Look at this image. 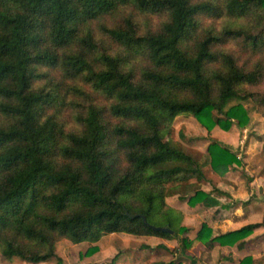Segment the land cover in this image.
Segmentation results:
<instances>
[{
    "label": "trees",
    "instance_id": "obj_1",
    "mask_svg": "<svg viewBox=\"0 0 264 264\" xmlns=\"http://www.w3.org/2000/svg\"><path fill=\"white\" fill-rule=\"evenodd\" d=\"M134 12L164 18L140 32ZM107 17L100 38L89 24ZM205 18L231 21L205 26ZM231 40L257 57L239 63ZM263 52L264 0H0V254L60 264L57 239L94 242L111 232L190 246L179 235L182 213L165 196L215 208L216 190L180 193L181 181L201 177L200 163L164 136L178 114L206 131L245 126L241 100L262 75ZM138 53L143 63L134 66ZM64 104L75 127H63ZM256 110L264 118V107ZM205 159L218 174L239 164L214 139ZM259 224L212 235L202 221L194 240L241 247Z\"/></svg>",
    "mask_w": 264,
    "mask_h": 264
},
{
    "label": "rangeland",
    "instance_id": "obj_2",
    "mask_svg": "<svg viewBox=\"0 0 264 264\" xmlns=\"http://www.w3.org/2000/svg\"><path fill=\"white\" fill-rule=\"evenodd\" d=\"M163 18L164 15L158 13L134 12L133 15L140 32L156 28ZM223 20L231 21L228 18H205L202 19V24L207 26L212 22L214 26H217L223 23ZM104 22L111 23L107 17L94 19L89 24L94 34L100 38L99 24ZM227 47L236 55L239 63L247 62L248 65L257 57V55L245 51L235 40H231ZM261 60L264 64V52L261 54ZM141 63H143V57L138 53L135 55L132 65L138 66ZM246 89L252 95L241 100L249 113V121L245 126L232 123L227 129H222L218 125H214L209 131H206L191 115L178 114L173 118L169 132L164 136L169 144H177L200 163L201 177L196 179L194 176H190L181 181V185L184 183L185 186H180V193L186 194L193 188L211 192L216 190V193H212L218 200L215 208L214 206L207 208L202 203L190 205L185 198L178 197L176 193L165 197L167 203L182 212L181 224L186 227V231L179 235H185L191 241L193 240L190 246L183 250L180 249L178 239L174 237L152 236L154 237L152 242L146 243L139 239L147 236L125 232L106 233L95 242L73 243L67 238L61 237L55 241L54 245V252L60 258L59 263L153 264L154 262L176 259L182 264H240L239 260L243 256L250 255V264H264V154L260 152L264 139V118L256 110L257 107H264V104L256 106L257 99L264 97V67L259 80L256 83L247 84ZM234 101L235 99L230 102ZM99 102L105 103L106 101L99 99ZM71 111L68 104H64L61 109L60 118L66 129L75 127ZM211 139L233 150L238 156L239 164L228 168L223 174L213 171L205 159V146ZM234 206H237L236 209ZM220 216H224L225 219H220ZM202 221L210 226L212 235L220 233L222 229H228L232 225L235 226L231 228H237L239 226L236 224L239 223L259 221L261 224L244 237L241 247H236L235 244H219L212 249H206L202 241L194 240L195 233ZM195 242L197 243L194 245ZM90 244H95V249L91 253L85 254V249ZM54 262H56L54 256L32 263L19 257H6L0 254V264H53Z\"/></svg>",
    "mask_w": 264,
    "mask_h": 264
},
{
    "label": "crops",
    "instance_id": "obj_3",
    "mask_svg": "<svg viewBox=\"0 0 264 264\" xmlns=\"http://www.w3.org/2000/svg\"><path fill=\"white\" fill-rule=\"evenodd\" d=\"M176 117V116H175ZM166 197V196H165ZM165 201H166V199H165ZM167 202V201H166ZM169 204V203H168ZM170 205V204H169ZM170 206H172V205H170ZM232 206H233V204H232ZM172 207H174V206H172ZM235 207V209H236V207L237 206H234ZM174 208H176V207H174ZM176 209H178V208H176ZM179 210V209H178ZM182 213V212H181ZM183 216V215H182ZM220 219H225V217L224 216H220ZM227 219V218H226ZM219 220V219H218ZM215 222V221H214ZM249 222H252V221H249ZM244 223H247V222H244ZM243 223H239V224H236V225H238V226H240V225H242ZM232 226H235V225H232ZM232 226H230V228H228V229H222V231H220V232H223V231H225V230H229V229H233V228H231ZM122 233V232H121ZM219 233V232H218ZM214 234H217V233H213V235ZM102 236V235H101ZM100 236V237H101ZM144 236H147V237H144V238H140L139 240H144L146 243H149V242H152V239L154 238V237H152V236H154V235H144ZM99 237V238H100ZM158 237V236H157ZM99 238L97 239V240H99ZM96 240V241H97ZM95 242V241H94ZM197 242H195L194 243V245L196 244ZM151 244V243H150ZM154 244V243H153ZM215 246H219V244H217V243H215V244H213L212 245V247H210V248H206V249H212V248H214ZM133 256H134V253H133ZM132 256V259L134 258ZM132 259H130V260H132ZM168 260H170V259H168ZM168 260H166V261H160V262H154L153 264H165ZM176 260V259H175ZM180 262V261H179ZM180 264H182L181 262H180ZM185 264V263H184ZM198 264H201V263H198Z\"/></svg>",
    "mask_w": 264,
    "mask_h": 264
},
{
    "label": "water",
    "instance_id": "obj_4",
    "mask_svg": "<svg viewBox=\"0 0 264 264\" xmlns=\"http://www.w3.org/2000/svg\"><path fill=\"white\" fill-rule=\"evenodd\" d=\"M142 219H144L143 216H142ZM154 228L157 230H160V231L171 232V229H169L168 227H164V226H158L157 225V226H154Z\"/></svg>",
    "mask_w": 264,
    "mask_h": 264
}]
</instances>
